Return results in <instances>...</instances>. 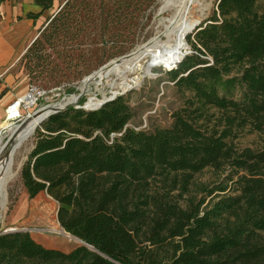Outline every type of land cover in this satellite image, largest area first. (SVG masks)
Listing matches in <instances>:
<instances>
[{
	"label": "trees",
	"instance_id": "1",
	"mask_svg": "<svg viewBox=\"0 0 264 264\" xmlns=\"http://www.w3.org/2000/svg\"><path fill=\"white\" fill-rule=\"evenodd\" d=\"M54 1L33 0L40 10L27 17ZM151 1L115 0L112 15L123 24ZM77 5L50 21L51 38L101 19L94 10L78 19L95 3ZM194 32L193 51L170 73L184 102L169 127L128 128L134 114L119 97L93 111L70 107L37 131L21 171L29 198L46 191L63 231L94 249L0 233V264H264V146L234 142L246 129L264 135V0H219ZM208 168L225 178L197 181Z\"/></svg>",
	"mask_w": 264,
	"mask_h": 264
},
{
	"label": "rangeland",
	"instance_id": "2",
	"mask_svg": "<svg viewBox=\"0 0 264 264\" xmlns=\"http://www.w3.org/2000/svg\"><path fill=\"white\" fill-rule=\"evenodd\" d=\"M68 1L55 0L50 10L43 11L37 20H33L32 26L22 41L19 53L13 55L7 66L0 71V82L7 85L5 92L8 93V99L11 101L25 91L34 90L37 101L30 108L22 110V118L42 106L58 103L72 95L79 94L80 90H77V86L85 77L109 61L131 53L137 46L155 37L163 29L161 18L169 16V13L158 14L161 0H153L150 4L143 5L141 11L134 10L137 6L131 7L129 9L131 14L122 24L121 21H117L118 17L115 15L119 12L112 15L113 11L118 8L115 0H90L95 3L92 5L94 7L91 10L89 7L86 10L79 8L82 16L80 18L76 16L78 19L91 15L93 10L96 12L93 18L104 19L109 12L112 15L110 21H115L116 25L110 21L105 24L101 19L90 22L85 27L79 22H73L67 32L54 34L51 38L53 28L49 29V23ZM218 1L203 0L208 7L203 13L198 12L195 15L201 22L199 25L208 21L217 10ZM77 3L78 0H70L68 10H73V6H78ZM76 9L78 7H74V10ZM33 10L38 12L40 9L34 8ZM28 13L24 12L21 18L27 19ZM81 27L82 30H80ZM118 30L123 34L114 36L112 33H119ZM194 34L195 32L192 31L187 36L189 45L187 52L190 51V53L193 51L190 41L194 40ZM173 70L156 67L153 73L157 74V77L145 78L140 86L117 95V98L121 97L124 104L129 106L134 114L126 125L128 128L150 132L172 124L173 112L179 109L184 102V95L178 92L171 79L170 73ZM135 76L136 74L129 75L130 78ZM92 91L101 97L95 89ZM39 92L41 94H38ZM107 95L110 96L109 91ZM187 95L188 93L185 94ZM86 101L87 95H84L79 105H85ZM21 119L8 120L5 117L0 123V128L6 120L19 124ZM48 119L37 126L31 139L22 145L21 150H18L15 167L17 178L15 177L8 184V202L2 216L0 215V233L11 232V230L27 231L34 239L48 248L70 252L82 246L83 243L63 231L57 218L58 202L46 191L30 199L21 178L22 168L35 146L37 131L45 130L44 123ZM8 134H5L4 141L8 139ZM234 142L238 148L257 149L264 146V135L246 129ZM225 176L226 174L215 173L213 169L208 168L197 174L195 179L207 182L212 187L220 183ZM226 184L231 186L232 182L228 181Z\"/></svg>",
	"mask_w": 264,
	"mask_h": 264
},
{
	"label": "bare ground",
	"instance_id": "3",
	"mask_svg": "<svg viewBox=\"0 0 264 264\" xmlns=\"http://www.w3.org/2000/svg\"><path fill=\"white\" fill-rule=\"evenodd\" d=\"M207 7L208 5H205L203 0H161L158 14L169 13V16L161 18L163 29L148 42L137 46L124 58H115L85 77L79 83L80 90L87 95L85 105L99 107L103 99L109 97L107 91L110 92V96H114L140 86L145 78L157 76L153 73L156 67H164L167 70L175 69L178 61L189 48L188 34L199 22L195 15L198 12L203 13ZM131 74H136V76L130 78ZM92 89H95L101 97L95 95ZM27 98L29 103H33L36 95H29ZM77 104H79L78 96L72 95L59 103L42 106L23 117L19 124L7 120L2 124L0 128V215L7 207L8 184L17 176L15 167L18 150L31 139L36 125L43 117L66 105ZM16 114L12 112L8 120ZM7 133H9L8 139L4 141Z\"/></svg>",
	"mask_w": 264,
	"mask_h": 264
},
{
	"label": "crops",
	"instance_id": "4",
	"mask_svg": "<svg viewBox=\"0 0 264 264\" xmlns=\"http://www.w3.org/2000/svg\"><path fill=\"white\" fill-rule=\"evenodd\" d=\"M34 8L37 9L38 7L33 4V0H5L0 2V71L7 66L13 55L19 53L22 41L33 24L32 19L19 18L23 17L24 12L34 11ZM6 87V84L0 82V123L6 117L7 106L14 100L8 99V93L5 92ZM25 93L26 91L18 96Z\"/></svg>",
	"mask_w": 264,
	"mask_h": 264
},
{
	"label": "water",
	"instance_id": "5",
	"mask_svg": "<svg viewBox=\"0 0 264 264\" xmlns=\"http://www.w3.org/2000/svg\"><path fill=\"white\" fill-rule=\"evenodd\" d=\"M200 23H201L200 21H199L198 23H196V24L193 26L192 31H194L195 29H197ZM136 48H137V47H136ZM189 53H190V51H188L187 53H185V54L182 56V59L178 61V63H177V65L175 66V68L178 67L179 63H181V61H183V59H184ZM125 56H126V54L122 55V56L119 57V58H124ZM77 90H80V85L77 86ZM127 91H128V90H127ZM127 91H124V92H122L121 94H124V93L127 92ZM84 95H85V93H84L82 90H80V93L77 94V96H78V101H80V100L83 98ZM95 95H98V94H95ZM116 98H117V95L109 96V97L103 99V101H102V103L100 104L99 107H95V108H90V107H87L86 105H83V106H82V105H79V104H77V105H66V106H64L63 108H61V109H59V110H57V111H55V112H53V113L48 114L46 117H43V118L38 122V124L36 125V127H35V129H34V132H35L37 126H38L39 124H41L43 121H45L47 118H49L50 116H52V115H54V114H57V113H59V112L65 111V110L69 109L71 106H73V107H75V108H77V109H86V110H92V111H93V110H97V109L101 108L103 105H105V104L108 103V102H111V101L115 100ZM58 103H59V102H58ZM17 231H18V230H11V232H17ZM65 231H66V230H65ZM66 232H67V231H66ZM5 233H8V232H5ZM67 233H68V232H67ZM69 234H70V233H69ZM78 239H79V238H78ZM79 240L83 243L84 246H87V247L90 248V249H94L92 246L88 245L87 243H85V242L82 241L81 239H79Z\"/></svg>",
	"mask_w": 264,
	"mask_h": 264
},
{
	"label": "built area",
	"instance_id": "6",
	"mask_svg": "<svg viewBox=\"0 0 264 264\" xmlns=\"http://www.w3.org/2000/svg\"><path fill=\"white\" fill-rule=\"evenodd\" d=\"M34 94V90H30L29 92H26L25 94L16 97L11 104H9L5 110L6 112V119L11 115L12 112L17 113L14 117H12V120H18L22 118V110L23 109H28L30 108L32 105H34L37 101V97L35 99V101L33 103H29L28 102V96L29 95H33ZM38 94H41L40 92ZM27 98V99H26ZM136 130H141V129H136ZM122 133H113L111 135V138H114L115 136H120Z\"/></svg>",
	"mask_w": 264,
	"mask_h": 264
}]
</instances>
